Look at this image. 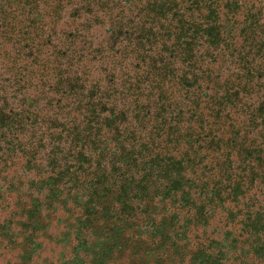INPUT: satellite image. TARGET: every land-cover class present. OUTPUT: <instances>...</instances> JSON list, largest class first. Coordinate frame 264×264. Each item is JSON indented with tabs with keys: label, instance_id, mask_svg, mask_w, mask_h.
I'll use <instances>...</instances> for the list:
<instances>
[{
	"label": "trees",
	"instance_id": "1",
	"mask_svg": "<svg viewBox=\"0 0 264 264\" xmlns=\"http://www.w3.org/2000/svg\"><path fill=\"white\" fill-rule=\"evenodd\" d=\"M262 196L264 0H0L18 264H264ZM52 222L69 255L33 262Z\"/></svg>",
	"mask_w": 264,
	"mask_h": 264
},
{
	"label": "rangeland",
	"instance_id": "2",
	"mask_svg": "<svg viewBox=\"0 0 264 264\" xmlns=\"http://www.w3.org/2000/svg\"><path fill=\"white\" fill-rule=\"evenodd\" d=\"M143 0H141L142 2ZM181 1V0H180ZM186 1V0H182ZM225 30H230L232 34H235V29L231 28L229 24H225ZM253 193H249V195ZM248 195V196H249ZM260 200H263L264 197H259ZM263 204V203H262ZM11 208L0 209V224L8 219L10 215ZM224 212H217L214 216V219L210 221L207 232H214L215 240L224 241L226 243V237L224 233L230 230L228 227H224ZM64 231L62 225H58L55 222H52L51 226L47 229L46 235L44 238H39L38 242L41 245V248L33 256V262L36 263H54L62 258H67L70 252V247L62 243L56 242V239ZM228 257L227 264H237L238 261L235 260L238 256V252L229 251L226 252ZM234 260V261H232ZM233 262V263H232ZM18 251L13 249H3L0 248V264H18Z\"/></svg>",
	"mask_w": 264,
	"mask_h": 264
}]
</instances>
